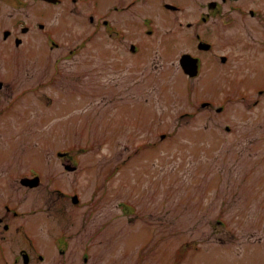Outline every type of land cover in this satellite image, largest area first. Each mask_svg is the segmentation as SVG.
<instances>
[{
    "label": "rangeland",
    "instance_id": "374dc122",
    "mask_svg": "<svg viewBox=\"0 0 264 264\" xmlns=\"http://www.w3.org/2000/svg\"><path fill=\"white\" fill-rule=\"evenodd\" d=\"M205 1L180 0L183 10L178 17L195 23ZM10 10L5 15L11 16ZM161 13L164 22L174 26V14ZM7 19L0 13V47L5 45ZM40 19L33 16L30 20ZM221 21L219 13L210 27L201 26L204 37L214 43L218 63L212 64V52H201L203 74L196 78L186 76L179 65L180 52L196 47L193 29L179 27L175 21L174 35L163 33L171 28L167 25L149 41L143 35L141 42L149 47L148 69L138 85L140 92L133 86L139 74H115L108 67H112V55L103 46H98V58L91 56L92 74H42L39 66L23 61L11 65L0 59V74L14 72L5 79L12 86L43 82L52 75L53 121L64 120L50 123L35 135L17 137L14 144L19 147H13L12 132L0 126V147L19 148V167L31 164L43 175L63 169L57 148L72 151L83 167L78 176L61 171L52 182L70 195L77 189V204L69 198L61 209H55L44 187L27 191L20 211L30 208L27 218L41 216H31L26 224L37 231L29 232L35 245L46 246L48 252L47 260L34 264H264V109L246 103L260 94L264 78L251 70L235 73L234 68L220 64L218 55L224 52ZM36 32L25 36L24 45L6 43L4 50L38 49L31 41L32 36H39ZM127 54L132 56L130 51ZM245 93L247 99L242 97ZM72 96L74 104L69 101ZM230 99L226 113L217 114L219 103ZM204 100L218 104L202 107ZM126 104L143 107L138 112L134 107L124 111ZM192 114L191 119L188 115ZM11 115L21 121L16 112ZM152 136L159 147H143ZM149 150L162 152V161L154 160L157 168L162 165L158 175L144 162ZM125 155L133 156L130 187L126 180L130 167L120 164ZM9 188L4 187V198L9 197ZM23 194L20 189L19 196ZM61 234L69 238L67 246H62L66 255H56L52 245L61 248L60 242H53Z\"/></svg>",
    "mask_w": 264,
    "mask_h": 264
},
{
    "label": "flooded vegetation",
    "instance_id": "af4514ba",
    "mask_svg": "<svg viewBox=\"0 0 264 264\" xmlns=\"http://www.w3.org/2000/svg\"><path fill=\"white\" fill-rule=\"evenodd\" d=\"M179 1L0 0L1 16L9 18L3 24L8 27L3 29L5 45L0 47V59H5L11 65H17L19 61H23L25 64L39 66L42 69V74H92L94 68H88L91 66V56L97 57L98 46H103L109 48L108 53L110 52L112 55V67L110 65L108 67L115 74L118 72L139 74L134 77L136 81L133 86H136V90L140 92L141 88L138 85L147 74L148 69L144 55L146 48H143L141 40L143 35L157 36L158 31H162V26L167 25L164 22L165 15L161 13V10H167L174 14V26L173 24L167 25L173 28L174 33L175 21L179 27L185 26L194 30L193 36L197 42L195 43L196 47H193L190 53L199 58V68L204 62L200 55L203 51L212 52V64L217 66V57L213 55L214 43L204 37L205 27L201 28V26L207 24L210 27L209 24L214 16L221 13L223 21H221L220 32L224 29L221 46L224 52L218 55L220 64L222 63L225 69L234 68L235 73L251 70L254 75L256 74V77L264 78L261 76V73H264V0H207L203 3V10L195 23L184 21L178 17L183 10V7L178 4ZM226 5L229 8L223 11ZM7 10L11 11V16L5 15L4 12ZM157 15L160 16L157 17ZM33 16L41 17V19L33 22L30 20ZM11 20L12 22H10ZM236 26L237 28H235ZM232 27L233 29H231ZM5 31L8 33L6 36L4 35ZM35 32L40 37L32 36L31 41L39 47L38 49L29 50L27 48L12 53L4 50L10 44H15L16 47L24 45L26 43L25 36ZM18 40L19 43H17ZM202 40L210 43L211 48L200 49L199 43ZM232 50L234 54L230 56L228 53ZM129 51L132 54L131 57L127 54ZM133 63V67L129 65ZM18 69L16 67L14 70ZM12 74L9 76L7 73L0 74V126L7 132H12L11 142L15 147L18 146L14 144L17 137L35 135L37 132H43V129L49 127L50 123L57 125L64 120L53 121L50 93L52 75L47 76L43 82L27 83L16 87L17 84L12 86L9 81L5 80ZM261 85L260 94L256 95L255 93L249 98L250 100L247 99L246 93L242 95L249 101L246 102L249 107L259 111L261 106L264 109V79L261 80ZM41 87H45L44 91L41 90ZM247 93L249 94L248 90ZM69 101L74 104V97L72 96ZM129 107L136 108V112H138L143 105L129 104L127 107L126 104L123 110L126 111ZM12 112H16L21 121L15 120L11 115ZM8 119L11 122L8 123ZM158 120L162 121L163 118ZM63 131L61 133H65L66 129ZM174 137L175 128L172 130V138ZM143 147L155 149L159 147L158 141L152 136L143 144ZM55 153L59 155L58 164L63 169L51 175L45 171L43 175L39 167L34 165L27 164L19 167V148L0 147V264H34L47 260V247L39 248L35 245V241L29 233L35 231L29 229L26 224L31 216L40 219L41 216L33 214L27 218L30 208L20 211V205L25 200L28 190L40 187H44L43 189L47 191L46 197L55 203L53 206L55 209H61V205L71 197L60 188L61 186H52L53 177L56 178L61 171L65 174L78 176L77 173L83 170L82 163L77 161L68 150L57 148ZM157 159L162 161V152L149 150L146 152L144 162L159 171L158 175L162 165L156 167L154 160ZM124 162L130 167V156L125 158ZM157 162L159 161L157 160ZM65 164H77L78 167L75 170H67L64 167ZM130 169L131 167L126 176L128 187H130L128 182L131 176ZM35 177H38V185L33 184ZM5 186L10 187L9 197L6 198L2 195ZM20 189L24 193L21 196H19ZM125 206L128 210L129 205L126 203ZM30 211L36 212L33 209ZM38 224L41 226V221ZM68 239L61 234L58 241L53 240L54 243L60 242L61 246V248H56L52 243L56 255L57 253L66 255L67 249L62 246H67ZM43 251H46L47 255ZM84 259L87 261V257Z\"/></svg>",
    "mask_w": 264,
    "mask_h": 264
},
{
    "label": "water",
    "instance_id": "95a60500",
    "mask_svg": "<svg viewBox=\"0 0 264 264\" xmlns=\"http://www.w3.org/2000/svg\"><path fill=\"white\" fill-rule=\"evenodd\" d=\"M8 33H5V35H7ZM202 48H208L209 45H207L206 47H203V45H201ZM181 64L183 66V68L185 69V71L190 75V76H195L197 74V69H198V64H197V58L192 57L191 55L185 54L183 55V57L181 58ZM66 168L68 169H74L75 167L70 166V165H66ZM74 201L77 202L78 199L75 196L74 197Z\"/></svg>",
    "mask_w": 264,
    "mask_h": 264
}]
</instances>
